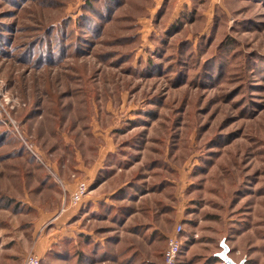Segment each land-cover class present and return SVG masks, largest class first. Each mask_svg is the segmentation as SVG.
Instances as JSON below:
<instances>
[{
    "label": "rangeland",
    "instance_id": "rangeland-1",
    "mask_svg": "<svg viewBox=\"0 0 264 264\" xmlns=\"http://www.w3.org/2000/svg\"><path fill=\"white\" fill-rule=\"evenodd\" d=\"M172 234L264 264V0H0V264H163Z\"/></svg>",
    "mask_w": 264,
    "mask_h": 264
},
{
    "label": "built area",
    "instance_id": "built-area-1",
    "mask_svg": "<svg viewBox=\"0 0 264 264\" xmlns=\"http://www.w3.org/2000/svg\"><path fill=\"white\" fill-rule=\"evenodd\" d=\"M74 190V192L71 195V201L74 204L80 203L83 196L88 191V185L85 181L79 182ZM182 230L181 226L177 227V231L180 232ZM167 247L163 253V264H178L179 263V255L181 251V243L179 242L177 235L172 234L168 237L167 241ZM22 264H40V258L35 254H28Z\"/></svg>",
    "mask_w": 264,
    "mask_h": 264
},
{
    "label": "water",
    "instance_id": "water-1",
    "mask_svg": "<svg viewBox=\"0 0 264 264\" xmlns=\"http://www.w3.org/2000/svg\"><path fill=\"white\" fill-rule=\"evenodd\" d=\"M221 246H222V250L217 254V256H219L225 264H243L244 263V260L240 261V262H236L232 257H230L228 255V252H229V248L228 246L226 245L225 242L221 241Z\"/></svg>",
    "mask_w": 264,
    "mask_h": 264
},
{
    "label": "crops",
    "instance_id": "crops-1",
    "mask_svg": "<svg viewBox=\"0 0 264 264\" xmlns=\"http://www.w3.org/2000/svg\"><path fill=\"white\" fill-rule=\"evenodd\" d=\"M88 199H91V196H87V197H86V201H89ZM96 201H97V199H92L91 202L96 203ZM59 217L63 218V217H64V213H62L61 216H59ZM63 219H64V218H63ZM79 233H80V234H79ZM79 233H78V234H79V237H80L81 235H83V234H82V231H80ZM81 237H82V236H81ZM91 239H93V238H91ZM76 240H77V239H76ZM78 240H79V239H78ZM78 240H77V241H78ZM165 242H166V241H165ZM91 256H92V255H91ZM108 261H109V260H108ZM99 263H101V262H99ZM99 263H98V264H99ZM92 264H97V263L93 262Z\"/></svg>",
    "mask_w": 264,
    "mask_h": 264
},
{
    "label": "trees",
    "instance_id": "trees-1",
    "mask_svg": "<svg viewBox=\"0 0 264 264\" xmlns=\"http://www.w3.org/2000/svg\"><path fill=\"white\" fill-rule=\"evenodd\" d=\"M217 256V255H216Z\"/></svg>",
    "mask_w": 264,
    "mask_h": 264
}]
</instances>
